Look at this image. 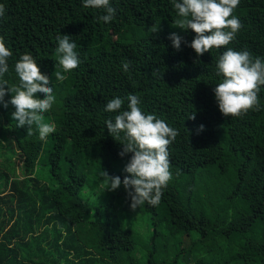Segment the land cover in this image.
Returning a JSON list of instances; mask_svg holds the SVG:
<instances>
[{"label":"trees","instance_id":"obj_1","mask_svg":"<svg viewBox=\"0 0 264 264\" xmlns=\"http://www.w3.org/2000/svg\"><path fill=\"white\" fill-rule=\"evenodd\" d=\"M0 4V36L13 53L3 79L17 84L14 63L30 53L56 98L44 113L55 132L44 141L35 125L16 126L11 104L0 106V264H264V86L259 111L223 116L212 89L226 48L197 56L184 43L195 33L175 27L171 0H110L116 13L108 23L83 0ZM233 14L242 27L227 47L264 60V0H240ZM173 32L183 37L179 50ZM58 34L77 44L81 63L71 72L58 63ZM57 71L66 79L57 81ZM129 94L179 132L160 203L135 210L122 184L104 201L89 183L102 186L101 170L128 175L131 153L118 155L122 145L105 125L116 113L104 109L115 97L127 109ZM134 211L149 215L142 233L119 223L120 213ZM96 227L100 236L86 244L81 236Z\"/></svg>","mask_w":264,"mask_h":264},{"label":"clouds","instance_id":"obj_2","mask_svg":"<svg viewBox=\"0 0 264 264\" xmlns=\"http://www.w3.org/2000/svg\"><path fill=\"white\" fill-rule=\"evenodd\" d=\"M177 13L175 27L181 30L191 29L195 35L189 42L197 56L210 52L213 48H226L217 57V75L220 81L212 89L214 99L223 116L241 117L249 111H259L261 108L259 93L264 86V60L253 57L248 50H234L227 47L235 40L242 25L233 13L240 0H171ZM85 8L103 9L104 13L98 19L105 23L114 19L116 9L110 0H83ZM5 13V7L0 4V17ZM152 33L159 31L158 25H153ZM68 34L56 36V53L58 63L63 72H71L79 67L81 61L77 52V44ZM172 46L179 50L183 37L173 32L168 37ZM13 53L0 36V106L14 107L11 113L17 127L35 125L40 140L44 141L55 132V126L45 121L44 113L55 103V95L50 85L49 77L40 71L36 59L30 53H24L14 63V72L18 83L9 86L3 77L9 72L8 60ZM128 61L123 62V71L129 70ZM57 81L66 77L60 72L55 73ZM42 93L43 98H38ZM10 98L5 100V96ZM127 109H123L124 99L115 97L105 105V111L116 113L114 118L105 121L109 134L120 141L121 157L131 153L123 171V180L119 176H111L101 170L103 178L102 191L116 190L123 185L130 198V208L135 210L145 203L158 205L168 183L172 180L169 146L179 135L177 129L171 127L155 114L142 111L140 100L134 94L126 97ZM188 119H195L191 113ZM199 125L197 132L203 130ZM122 134V135H121Z\"/></svg>","mask_w":264,"mask_h":264},{"label":"rangeland","instance_id":"obj_3","mask_svg":"<svg viewBox=\"0 0 264 264\" xmlns=\"http://www.w3.org/2000/svg\"><path fill=\"white\" fill-rule=\"evenodd\" d=\"M13 84H16V83L12 82L11 85H13ZM36 95H37L38 98H43V94L42 93H37ZM2 146H4V144ZM1 152H4L5 156L8 157L7 156V151H6L5 147L2 148V151ZM12 158L15 161L17 173H19V170H21V164H22L21 157L17 153H15L12 156ZM83 168H84L85 172H87L88 169H89L87 165H85ZM78 170H81V169L78 168ZM89 183H90V185L92 187L89 184H86V185L89 186V187H91V189H94L95 188L94 189L95 192L92 191V195H93L92 197H95L96 196V192H99L100 189L102 190V186L101 185H98L96 187L94 181H89ZM102 192H104V193H103V197L101 198V200L106 201V200L111 199L112 194H111L110 191L104 190ZM117 205H118L117 207L119 208L120 207V204H117ZM120 214H119V217H118L119 218V223L121 225L123 224L125 228H131V229H133L137 233L144 232L145 227H146V225L149 222V215L142 214L140 212L134 211V212H131V213H128V214L127 213H124V214H126V217H124L123 215H120ZM149 225H150V223H149ZM97 232H99V228L98 227L93 228L92 230H90V232L88 231L87 233H85L81 237H82V239L84 240V242L86 244H87V242L94 243L98 239V237L100 236V233H97ZM91 239H94V240L91 241ZM202 248H203V246H202ZM160 259H161V256H158L157 257V260H160Z\"/></svg>","mask_w":264,"mask_h":264}]
</instances>
